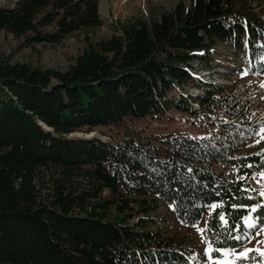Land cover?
Segmentation results:
<instances>
[{
	"label": "trees",
	"instance_id": "16d2710c",
	"mask_svg": "<svg viewBox=\"0 0 264 264\" xmlns=\"http://www.w3.org/2000/svg\"><path fill=\"white\" fill-rule=\"evenodd\" d=\"M256 6L179 0L89 41L66 69L0 56V264H199L186 239L148 226L142 214L160 200L185 225L205 218L213 255L240 246L230 236L251 231L246 218L261 216L256 224H264L253 180L264 170V149L233 154L238 144L210 137L75 134L174 106L197 114L218 101L222 88L213 84L193 98L198 107L167 95L199 80L194 62L217 42L246 49L264 67L263 8ZM102 24L100 0L0 3V31L25 44L60 43Z\"/></svg>",
	"mask_w": 264,
	"mask_h": 264
},
{
	"label": "rangeland",
	"instance_id": "374dc122",
	"mask_svg": "<svg viewBox=\"0 0 264 264\" xmlns=\"http://www.w3.org/2000/svg\"><path fill=\"white\" fill-rule=\"evenodd\" d=\"M143 1V0H142ZM179 0H100L103 24L91 30L75 32L56 44L31 43L25 44L24 38L14 34L0 31V56L11 62L21 61L44 68L66 69L73 63L76 56L82 52L89 41H98L118 33L123 23L137 19L155 18L165 9H170ZM190 2L191 0H185ZM246 0H235L240 5ZM15 0H0L1 4H14ZM253 4L263 8L264 0H253ZM194 71L199 80H194L185 86L173 87L170 97L178 101L180 94L186 103L193 102L194 97L203 95L208 84L222 88L215 94L218 101L206 106L197 114L190 113L185 108L171 107L163 113L154 116H144L136 119H126L121 125L98 127L94 132L96 136L114 141H122L125 136L133 135L143 139H150L155 135H183L192 137L220 138L221 141L232 142L239 145L233 154H246L248 152L264 149V67L254 66L248 51H238L232 42H217L213 44L210 56L197 59L194 62ZM247 72V75L244 73ZM171 99V101L173 100ZM87 133L84 130L77 131ZM83 133V134H84ZM259 133V134H258ZM260 141L257 143V141ZM220 147V146H219ZM221 169L220 166H218ZM255 188L259 194L264 191V170L253 178ZM138 198L150 199V196L133 195ZM264 203V197H262ZM147 217L149 227H160L168 233L186 239L193 247V254L202 258V264L209 263V238L206 223L203 218L196 224H183L174 213L172 206L159 201L157 208L150 209L142 214ZM252 222L251 217L247 220ZM203 229V232L198 231ZM255 238L256 231L250 232ZM264 233V228L260 230ZM249 244V243H247ZM237 247H230L233 249ZM241 252V246L236 249ZM245 250H243L244 252ZM264 252V251H262ZM262 252L247 253V259L227 255L223 264H264ZM212 255V254H211Z\"/></svg>",
	"mask_w": 264,
	"mask_h": 264
},
{
	"label": "snow or ice",
	"instance_id": "6c2138e0",
	"mask_svg": "<svg viewBox=\"0 0 264 264\" xmlns=\"http://www.w3.org/2000/svg\"><path fill=\"white\" fill-rule=\"evenodd\" d=\"M245 75H247V72L244 73ZM261 87H264V85H261ZM260 132L264 133V128H261ZM259 134V133H258ZM261 139H264V136H261ZM260 141L258 140L257 143H259ZM260 196L264 197V191H261L260 192ZM249 199H251V197H249ZM212 208H216L217 205H212L211 206ZM260 207H264V206H260ZM251 213H256L257 212V207H252L250 209ZM219 218L221 221H224L225 225L226 226H229V222L226 220L225 216L223 214H219ZM249 219V218H246V220ZM252 219V222L251 223H247V228L249 230H252V229H255L257 227V224H256V221H259L262 219L261 216H256L255 218H251ZM198 231L200 232H203L204 230L203 229H198ZM261 233H260V230H257L255 235L256 236H259ZM231 239H234L236 240L242 248L245 249L244 252H240V253H237V251L233 248V249H230L228 252H225L223 253L224 255H234V256H240V257H243L245 259H247V253L249 252H252V251H259V250H254V249H247L246 248V244L247 243H251L252 240H253V236L251 235L250 231L249 232H245L243 230H241V234L240 235H232L230 236ZM212 243H218V241H213ZM257 243H264V241H257ZM209 248H212V244H209ZM214 251L216 252H221L222 250L220 248H215ZM261 255H264V252L261 253ZM209 260H212V257L211 255H209Z\"/></svg>",
	"mask_w": 264,
	"mask_h": 264
},
{
	"label": "crops",
	"instance_id": "0c3cea01",
	"mask_svg": "<svg viewBox=\"0 0 264 264\" xmlns=\"http://www.w3.org/2000/svg\"><path fill=\"white\" fill-rule=\"evenodd\" d=\"M262 228H264V225L261 226V227L255 228L253 231L262 230ZM257 241H264V233H261L259 236L253 238L251 243L246 244V248L247 249L259 250L258 252L264 251V243H257ZM237 248H234V249L236 250ZM229 250L230 249L222 250L221 254L219 256H214L212 254V248H210V251H208V252H210V255L212 254L211 255L212 260H210L209 263H204V264H223V263H219V260H224L227 255H224L223 253L228 252ZM243 250H245V249L241 247V252H243ZM192 257H193V260H197L200 264H202V258L201 257L196 256L195 254H193ZM233 257H240V256H233Z\"/></svg>",
	"mask_w": 264,
	"mask_h": 264
},
{
	"label": "water",
	"instance_id": "95a60500",
	"mask_svg": "<svg viewBox=\"0 0 264 264\" xmlns=\"http://www.w3.org/2000/svg\"><path fill=\"white\" fill-rule=\"evenodd\" d=\"M91 132H93V133H91ZM91 132H87V133H80V136H84V137H93V136H95V132L94 131H91ZM89 133H91L90 135H88ZM97 137H99V136H97ZM101 138V137H100Z\"/></svg>",
	"mask_w": 264,
	"mask_h": 264
},
{
	"label": "bare ground",
	"instance_id": "6f19581e",
	"mask_svg": "<svg viewBox=\"0 0 264 264\" xmlns=\"http://www.w3.org/2000/svg\"><path fill=\"white\" fill-rule=\"evenodd\" d=\"M144 1V0H143ZM142 0H141V2H143ZM91 133H93V132H91ZM91 133H89L88 135H90Z\"/></svg>",
	"mask_w": 264,
	"mask_h": 264
}]
</instances>
